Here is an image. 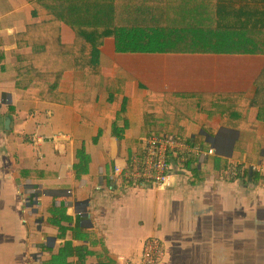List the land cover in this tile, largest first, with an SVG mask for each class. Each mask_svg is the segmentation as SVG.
Segmentation results:
<instances>
[{"label": "crops", "instance_id": "1", "mask_svg": "<svg viewBox=\"0 0 264 264\" xmlns=\"http://www.w3.org/2000/svg\"><path fill=\"white\" fill-rule=\"evenodd\" d=\"M8 1L0 0L7 57L14 33L31 21L26 0L25 22ZM61 38L76 35L62 25ZM113 43L105 38L100 48L102 70L130 98L147 90L246 92L264 67L255 50L117 51ZM87 118L69 105L18 98L13 75L0 71V264H137L148 238L164 251L158 264H264V172L249 167L264 160V121L215 115L208 128L189 123L184 146L167 154L171 186L160 191L152 178L127 176L155 132L137 107L101 113L94 103Z\"/></svg>", "mask_w": 264, "mask_h": 264}, {"label": "trees", "instance_id": "2", "mask_svg": "<svg viewBox=\"0 0 264 264\" xmlns=\"http://www.w3.org/2000/svg\"><path fill=\"white\" fill-rule=\"evenodd\" d=\"M26 1L31 21L14 33L16 46L8 57L0 35V71L13 75L18 98L69 105L85 123L94 103L100 104L101 113L119 104L123 113L136 106L148 133L177 138H183L191 122L208 128L206 122L215 115H219L220 122L230 117L264 121V67L246 92L147 90L142 96L130 98L124 94V82L105 75L99 60L105 38L116 41L117 51L123 49L118 44L122 34L128 35L126 39L130 33L139 35L138 45L152 48L148 44L157 31L164 34L185 26L179 16L187 5L194 8L202 4L203 13L213 14L210 24L215 30L245 31L262 47L264 0ZM202 12L194 14L191 27L203 20ZM62 25L73 31L75 40H62ZM260 51L264 53V49ZM75 86L80 88L77 94L71 92Z\"/></svg>", "mask_w": 264, "mask_h": 264}, {"label": "rangeland", "instance_id": "3", "mask_svg": "<svg viewBox=\"0 0 264 264\" xmlns=\"http://www.w3.org/2000/svg\"><path fill=\"white\" fill-rule=\"evenodd\" d=\"M5 2H6V5L8 3L10 4V6L12 5L11 2H9L8 0H5ZM26 3L27 2H24V0H16V6L18 8H21L19 11H12L13 17H16V22H17V18H19L20 22L26 21V17L28 13ZM23 4L24 6L22 7ZM201 6L202 4L200 6L199 5L194 6V8H192L193 6L191 5L185 6L183 12L180 13V16H179L180 23L185 25L183 27L182 32H179L180 29L170 30L171 32L164 33V34H162L160 31H157L154 34V32L151 31V35L154 34V36H152L154 42H151L148 45L149 46L153 45L152 48L155 47L156 49L161 50V51L169 50L173 48V46L186 47L185 48L186 50H199V47H200L201 49L231 50V51H236V50L253 51L255 50L256 52H261L260 49L262 50L264 49V46L260 47L261 45L258 44L255 38L247 34L245 31H230V30H223V29L215 30L210 24V21L213 18V14L211 12H208V13L206 12L207 14L203 13L201 11ZM203 8L205 11H207L206 7H203ZM198 11L204 14V15H201L203 17V20H199L196 27H191L192 23L190 21L194 17V14ZM28 18L29 17H27V19ZM64 27L65 29H69L66 26ZM178 33H180V35H183V34L195 35L196 40L195 41L189 40L188 42L181 41L177 43L171 40L164 39V37H169V36L173 37L175 34H178ZM129 35L131 36L129 39L128 38L126 39L128 35L122 34L120 36V40L118 41V44L120 46L121 45L123 46V49L121 51L135 49V48L147 50L145 45H142L141 48L138 47L139 45L137 43V37H139V35L134 36L132 33H130ZM229 36H237L238 38L229 39V40L226 39V38H229ZM206 37H216L215 38L216 42H212L211 40L209 41V39H207ZM217 37H220L222 39L217 40ZM224 37L226 38L224 39ZM113 45L115 44L113 43ZM196 67L197 69H200V65L198 66L197 64ZM200 71L206 72V69H200Z\"/></svg>", "mask_w": 264, "mask_h": 264}, {"label": "built area", "instance_id": "4", "mask_svg": "<svg viewBox=\"0 0 264 264\" xmlns=\"http://www.w3.org/2000/svg\"><path fill=\"white\" fill-rule=\"evenodd\" d=\"M146 152L141 163L133 165L127 172L131 179L152 178L160 191H166L171 186V174L167 164L169 151L180 149L184 143L170 134L153 132L145 141ZM209 152H212L210 149ZM232 163L231 159H228ZM251 169L264 172V160L249 165ZM123 168L115 167L116 172H122ZM164 251L159 247L157 238H148L146 250L137 264H158ZM118 264H129L123 257H118Z\"/></svg>", "mask_w": 264, "mask_h": 264}, {"label": "water", "instance_id": "5", "mask_svg": "<svg viewBox=\"0 0 264 264\" xmlns=\"http://www.w3.org/2000/svg\"><path fill=\"white\" fill-rule=\"evenodd\" d=\"M9 48H11V47L10 46L5 47V49H9ZM7 123H8V119L6 118V125H7Z\"/></svg>", "mask_w": 264, "mask_h": 264}]
</instances>
